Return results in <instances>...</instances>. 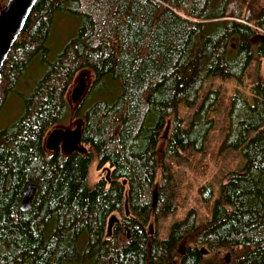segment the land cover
I'll list each match as a JSON object with an SVG mask.
<instances>
[{
  "label": "trees",
  "instance_id": "16d2710c",
  "mask_svg": "<svg viewBox=\"0 0 264 264\" xmlns=\"http://www.w3.org/2000/svg\"><path fill=\"white\" fill-rule=\"evenodd\" d=\"M7 2L0 0V11ZM60 13L80 26L52 58L47 43ZM261 59L264 0H38L0 82L1 111L38 63L39 78L20 96L24 111L0 127V264H264L261 74L251 100L237 91L226 106L220 149L241 150L246 162L222 184L211 219L199 223L190 210L165 239L148 229L152 218L178 210L171 161L204 153L216 126L223 96L209 90L201 99L205 83L241 84ZM83 70L95 77L92 102L74 114L87 152L48 153L47 135L71 116L67 96ZM181 107L195 110L187 123ZM94 164L111 169L110 183L102 177L90 185ZM29 185L36 194L23 212ZM200 195L210 201L212 187ZM126 199L130 215L108 231Z\"/></svg>",
  "mask_w": 264,
  "mask_h": 264
},
{
  "label": "rangeland",
  "instance_id": "374dc122",
  "mask_svg": "<svg viewBox=\"0 0 264 264\" xmlns=\"http://www.w3.org/2000/svg\"><path fill=\"white\" fill-rule=\"evenodd\" d=\"M79 26L80 21L72 15L60 13L55 17L54 25L47 43L52 58L58 56L64 50L67 43L72 40V38L76 37ZM236 42L237 40L235 39L233 43L235 44ZM37 66L38 63L36 61L32 63L26 79L23 80L24 83L17 87L16 91L10 95L6 105L0 111L1 128L11 125L21 116L22 111H24L23 102L20 96L28 92V84H32L33 81L39 78L38 75L41 73L40 71L37 72L35 70V67L37 68ZM259 74L264 76V59L253 63L246 78L241 84L235 80L224 81L219 78L210 79L205 83L201 93V99L209 90H219L223 96L222 104L212 115L215 119L216 126L210 135L204 153L191 154L186 159L171 161L174 170L176 171V179L178 181V210L174 215L165 219L156 220L152 218L148 226V229L152 234H156L160 239L167 238L172 225L184 219L190 210H195L198 213L199 223H205L211 219L213 205L220 197L222 184L226 182L227 176L230 173L241 170L246 162L244 153L241 150L221 151L220 149L227 126L226 106L237 91L242 92L246 98L251 100L252 87L256 83ZM82 78L86 79L87 90L80 103L74 104L71 98L72 90ZM94 79V74L89 70H83L78 73L73 87L67 96L71 107V116L63 124L58 125L57 127L74 129L78 124H81V120L76 118L74 114L79 106L84 103L87 105L92 102V100L88 99V96L90 95ZM104 87V84H100L98 90H102ZM101 95L102 92H96L92 98L98 99L97 97ZM194 112V109L186 107H181L179 110L180 116L186 123L189 122ZM170 128L171 120L168 121L159 143L158 150L160 152L164 151L166 138L169 135ZM104 168L105 167L102 169L98 168L97 164L92 166L89 177L90 185H93L98 179L106 177V172H102ZM159 179L160 177H158L157 183L159 182ZM205 186H211L213 190V196L208 202H204L203 197L200 195L201 188ZM156 197L157 192H155V198ZM125 215H130L127 199L125 200L122 212L114 213L110 216L107 230L110 231L111 225L118 220L120 221ZM226 259L229 262L228 255L226 256ZM86 264H92V262Z\"/></svg>",
  "mask_w": 264,
  "mask_h": 264
},
{
  "label": "water",
  "instance_id": "95a60500",
  "mask_svg": "<svg viewBox=\"0 0 264 264\" xmlns=\"http://www.w3.org/2000/svg\"><path fill=\"white\" fill-rule=\"evenodd\" d=\"M37 2L38 0H8L5 7L0 11V82L3 67L7 62L13 46L24 31ZM86 90L87 82L85 78H82L72 90L71 98L74 104L80 103ZM82 124L83 123L81 122V124H78L74 129H64L60 127L54 128L47 135L45 140L46 151L48 153L60 151L66 156L75 152L86 153L87 149L82 144ZM102 172H106L105 178L110 183L111 169L105 167ZM35 194L36 186L29 185L24 193V198L21 203V209L23 212H26L31 208ZM201 253L207 254L206 249L202 248Z\"/></svg>",
  "mask_w": 264,
  "mask_h": 264
}]
</instances>
